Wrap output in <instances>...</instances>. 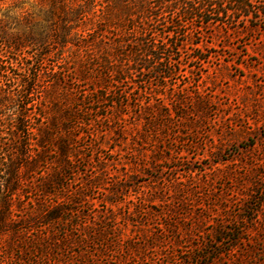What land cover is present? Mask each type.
<instances>
[{
	"label": "rangeland",
	"instance_id": "rangeland-1",
	"mask_svg": "<svg viewBox=\"0 0 264 264\" xmlns=\"http://www.w3.org/2000/svg\"><path fill=\"white\" fill-rule=\"evenodd\" d=\"M255 16L204 30L196 19L181 30L187 45L174 58L187 64L176 83L189 93L185 105L151 97L156 82L129 98L77 92L73 114L107 118L92 121L94 138L69 132L79 153L54 195L40 186L22 192L0 234L7 264H263L264 13ZM98 96L105 100L93 104ZM119 100L131 107L121 110ZM120 110L126 134L115 128ZM53 170L43 163L36 184ZM56 202L57 221L35 219L37 204ZM232 230L242 234L234 247Z\"/></svg>",
	"mask_w": 264,
	"mask_h": 264
},
{
	"label": "trees",
	"instance_id": "trees-1",
	"mask_svg": "<svg viewBox=\"0 0 264 264\" xmlns=\"http://www.w3.org/2000/svg\"><path fill=\"white\" fill-rule=\"evenodd\" d=\"M256 4L262 7L255 12ZM0 9H5L0 16L1 234L24 190L40 186L50 198V188L62 185V170L79 153L69 132L85 129L72 137L94 138L92 121L107 118L96 114L86 121L73 114L70 103L77 92L84 98L99 93L129 98L138 89L147 93L140 85L156 82L151 97L158 94L185 105L189 93L176 83L184 80L187 64L174 58L187 45L181 30L196 19L202 30L224 21H255L256 14L264 13V0H0ZM201 57L194 58L205 63ZM124 86L127 90L120 89ZM103 100L98 96L92 103ZM118 104L121 110L131 107L121 100ZM144 108L149 115L155 103ZM121 110L114 124L126 134ZM73 119L81 121L73 125ZM51 147L56 158L49 160ZM43 163L57 170L41 174L44 179L36 184ZM36 206L35 219L45 226L61 217L59 202ZM231 232L234 247L242 234ZM7 263L0 252V264Z\"/></svg>",
	"mask_w": 264,
	"mask_h": 264
}]
</instances>
